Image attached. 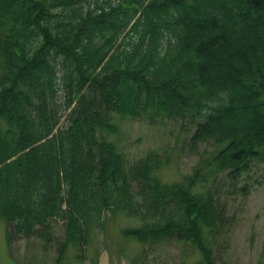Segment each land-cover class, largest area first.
Returning a JSON list of instances; mask_svg holds the SVG:
<instances>
[{
    "label": "trees",
    "instance_id": "obj_1",
    "mask_svg": "<svg viewBox=\"0 0 264 264\" xmlns=\"http://www.w3.org/2000/svg\"><path fill=\"white\" fill-rule=\"evenodd\" d=\"M114 116L188 118L192 144L218 149L206 171L165 184L159 160L127 163L111 140ZM263 158L264 0H0V218L9 252L14 238L56 218L64 241L54 264H66L73 245L82 260L105 215L123 214L141 223L125 237L188 243L214 264L209 239L223 208L197 182L239 177Z\"/></svg>",
    "mask_w": 264,
    "mask_h": 264
},
{
    "label": "rangeland",
    "instance_id": "obj_2",
    "mask_svg": "<svg viewBox=\"0 0 264 264\" xmlns=\"http://www.w3.org/2000/svg\"><path fill=\"white\" fill-rule=\"evenodd\" d=\"M57 99L63 102L62 92ZM59 113L58 127H66L67 112ZM114 118L117 127L111 140L127 163L133 165L148 155L149 161L159 160L161 167L155 174L165 184L181 182L200 166L206 171L218 149L210 141L192 144L196 126L188 118ZM197 188L209 189L223 208V224L209 239L214 264H264V158L254 160L236 178L226 172L203 176ZM140 224L136 217L106 214L104 228L92 231L88 248L82 252L84 258H76L81 252L73 245L63 259L66 264H202L201 252L188 243L171 239L143 244L123 235L124 229ZM39 231L31 237L14 238L9 252L6 223L0 218V264H54L64 241L63 222L49 219L45 230Z\"/></svg>",
    "mask_w": 264,
    "mask_h": 264
}]
</instances>
